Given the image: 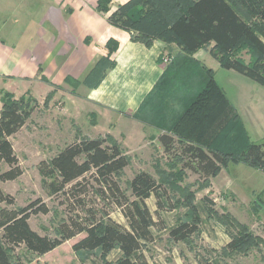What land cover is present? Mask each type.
I'll return each instance as SVG.
<instances>
[{"label": "trees", "instance_id": "trees-1", "mask_svg": "<svg viewBox=\"0 0 264 264\" xmlns=\"http://www.w3.org/2000/svg\"><path fill=\"white\" fill-rule=\"evenodd\" d=\"M110 1L98 0V9L108 11ZM109 21L130 31L133 41L148 47L160 40L180 49L171 58L156 90L170 91L181 79L186 110L175 128L188 123L198 133L191 137L197 139L178 140L170 133L159 138L165 152L181 163V169L200 174L204 182L217 176L230 163H243L264 171V141H250L236 110L215 81L213 70L193 58L195 52L213 44L210 54L222 67L264 86V0H127L111 13ZM108 47L110 52L115 50V41H109ZM243 49H248L250 62L238 55ZM182 73L188 77L182 79ZM194 77H197L196 85L189 91ZM1 102L0 166L5 164L7 169L0 170V181H8L23 174L11 137L26 124L33 108L25 99L7 92H2ZM232 119L233 126H230ZM223 124L225 130L234 131L239 140L244 139L240 150H223L217 144L214 133ZM129 163V157L117 141L84 137L66 144L50 160L39 165L42 175L52 177L53 193L72 192L81 201L79 192H85L83 181L88 177L97 184L95 191L100 198L111 199L121 208L127 225L115 221L107 212L101 217L91 213L63 221L56 236L41 234L32 228L29 219L34 214L49 213L46 202L36 199L26 206H18L15 197L0 185V264H25L19 250L43 255L82 233L84 237L73 246L75 251L100 249L103 255H108L119 249L122 255L116 261L106 260L105 264H150L144 248L154 239L153 228L157 221L146 200L155 195L157 205L165 208L163 203L169 192L149 172L140 171L130 181L132 197L129 196L117 179ZM193 196L194 193L187 200L193 215L169 230L173 240L186 241L199 231L200 215ZM224 216L227 223L223 222L228 227V222L230 227L236 225L239 231L231 235L224 250H246L253 246L250 244L255 238L248 226L231 215Z\"/></svg>", "mask_w": 264, "mask_h": 264}, {"label": "rangeland", "instance_id": "rangeland-1", "mask_svg": "<svg viewBox=\"0 0 264 264\" xmlns=\"http://www.w3.org/2000/svg\"><path fill=\"white\" fill-rule=\"evenodd\" d=\"M238 55L246 62L251 60L248 49H243ZM198 57L202 58L201 62L207 68L213 70L215 81L223 89L230 106L236 110L250 141L263 142L264 122L253 124L248 115V107L264 103V86L233 69L222 67L208 50H201ZM183 77L188 75L182 73L181 78ZM180 81L181 79L178 84L172 85L170 91L159 90L145 110L133 114L134 118L143 120L151 127L145 139H129L127 142L114 134L113 130L107 129V121L100 119L99 126L95 127L97 119L89 117L85 108L75 105L70 111H65V104L61 100L52 103L50 99L40 100L32 95L17 97L25 99V103L33 108L26 124L11 137L23 174L15 180L0 181V185L15 197L18 206H26L41 199L50 207L49 213L31 216L29 221L34 230L53 237L56 236L59 225L70 217H83L91 213L101 217L103 212L109 213L115 221L127 225L121 208L111 199L100 198L95 191L97 184L90 182L88 177L90 183L83 181L86 185L85 192H79V197L83 198L81 201L72 192L53 193L50 189L52 177L42 175L39 169L42 161L50 160L66 144L78 138L102 137L117 141L130 159L129 165L117 176L121 187L129 196L132 197L130 181L140 171L149 172L168 189L169 197L163 199L165 208L157 205L155 195L146 200L157 221V226L153 228L154 239L144 248L150 264H264V176L252 179L251 174L246 175V171H243L249 169V166L230 163L223 174L204 182L200 174L190 169H181V163L165 152L158 138L161 134L170 133L178 140H188L198 134L188 123L175 128L186 110ZM192 81L193 83H189V91H193L197 77L192 78ZM1 107L0 94V110ZM233 121H230V126H233ZM225 125L218 126L215 130L217 144L223 150H240L245 144L244 139L239 140L234 131L225 130ZM6 169L7 165L0 166V170ZM248 179L251 180L250 187L243 183ZM221 183H232L233 186L225 188ZM77 190L80 191V188ZM192 193L200 215L199 231L186 241L173 240L169 236V230L183 220H190L193 215L187 205ZM224 215H231L239 223L248 226L255 238V242L250 244L253 246L246 250H224L231 235L239 232L236 225L234 228L230 227L228 222V227L223 222ZM84 235L85 233L79 234L43 255L22 250L19 253L24 256L25 264H105L106 260L116 261L122 255L119 249L108 255H103L100 249L75 251L74 244Z\"/></svg>", "mask_w": 264, "mask_h": 264}, {"label": "crops", "instance_id": "crops-1", "mask_svg": "<svg viewBox=\"0 0 264 264\" xmlns=\"http://www.w3.org/2000/svg\"><path fill=\"white\" fill-rule=\"evenodd\" d=\"M126 1L111 0L102 11L98 0H0V94L61 100L65 111L75 105L87 109L97 119L95 127L107 121V129L126 142L145 139L151 126L133 114L153 102L157 83L180 49L160 40L148 47L112 24L109 16ZM109 41L116 43L112 52ZM207 48L193 58L201 62L198 54ZM248 108L253 124L264 122L263 102ZM243 171L252 179L264 176L262 169ZM243 183L250 187L251 180Z\"/></svg>", "mask_w": 264, "mask_h": 264}]
</instances>
